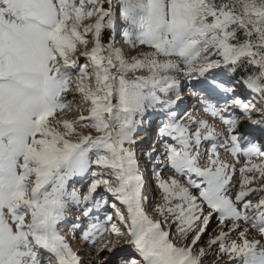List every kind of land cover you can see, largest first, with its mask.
<instances>
[{
	"label": "snow or ice",
	"instance_id": "obj_1",
	"mask_svg": "<svg viewBox=\"0 0 264 264\" xmlns=\"http://www.w3.org/2000/svg\"><path fill=\"white\" fill-rule=\"evenodd\" d=\"M120 21L127 52L108 42ZM181 76L197 80L206 99L226 100L205 110L227 126L219 147L230 141L226 150L246 158L238 185L216 143L200 151L216 129L178 119ZM253 109L264 114V0H0V264H82L60 231L69 205L81 204L92 205L84 216L114 210L83 233L94 261L105 249L115 254L113 236L127 235L131 254L116 264H202L205 249L194 248L215 218L221 231L209 248L228 264H264V244L247 236L250 226L264 237V187H249L246 174L264 178V163L253 162L264 160V148L224 115L238 111L264 132ZM153 113L164 117L157 145L174 173L156 172L161 219L146 211L134 147ZM84 177L82 193L72 185ZM166 224L177 240L191 233L190 242L180 245Z\"/></svg>",
	"mask_w": 264,
	"mask_h": 264
},
{
	"label": "rangeland",
	"instance_id": "obj_2",
	"mask_svg": "<svg viewBox=\"0 0 264 264\" xmlns=\"http://www.w3.org/2000/svg\"><path fill=\"white\" fill-rule=\"evenodd\" d=\"M119 25L120 26L117 28V30L112 33L111 38H108V42L114 43L116 47H124L125 51L127 52V46H124L121 43L122 42L121 32H122V28H123V21H120ZM179 80H180V84H181V89H180L181 99L177 102V105L175 106L174 110L177 112L178 119L181 122L187 121L188 117H192L193 119H199V120H206L207 121L206 115L208 114L211 117L210 112L205 110L209 104L216 107L218 110L225 108V105L221 106L222 103L226 104L225 99L219 98V100H222V101H218V100H214V99H206L205 97L207 94L202 93L203 91H201L198 86L193 87V85H195V84H192L191 80L184 78L182 76L179 77ZM189 92H192V93H189ZM193 93H196V94H193ZM192 94L194 96H192ZM72 95H73L72 93H69L68 94L69 98H71ZM248 98L253 99V97L250 95L248 96ZM256 112L257 111L255 109H253L252 115H254V113H256ZM79 113H80V109H76L72 112H69L67 114V118H69V119L75 118L77 115H79ZM232 113L231 114H225L224 113V115L227 118H238L240 125H242V123L245 120H247V117L240 116L238 111H234V112L232 111ZM84 114L86 115L87 113L85 112ZM217 118H219V116ZM254 118L257 120H260V117H258V116L256 117V115L254 116ZM163 119H164V117L158 116L154 113L148 114L145 117L144 122L149 123V126L146 128L147 129L146 131L141 130L139 132V134L144 132L149 137L145 141H143V140L139 141L138 140L139 136H137L136 139H137L138 143H137V145L134 146L135 151L137 153L140 171L143 174L144 181H145L144 195L147 197V199L144 202L145 208H146V211L148 212V214L151 217H153L154 219H161V217L155 211V209L157 208L158 205L162 204L161 192L156 185V172L159 171L161 173V176L164 179H167L169 176L174 175V173L165 166L166 161H165L163 155L161 154L162 148H160L157 145L158 136H157V132H156V126ZM246 123H249V122L246 121ZM243 126L245 127V125H243ZM196 127H197L196 125H194V126L190 125V130L195 131ZM246 128L248 129V127H246ZM85 131H87V130H85ZM93 134H95V133H93ZM226 136H227V132L223 129L220 131L219 135H217V139L215 141H204V140H202L200 151L202 153L206 150L210 151L212 143H216L218 145L217 151L220 153V159L224 162L231 164L228 161L229 156L228 155L225 156V154L223 155V153L226 152L225 147H219L220 144L225 143V137ZM243 136H244V134H243ZM244 138H246L247 141H252V142H255V139H256V138L252 139L253 137L251 136V134H249L248 136H244ZM229 144H230V141H228L227 145H229ZM243 146H247V144L244 143ZM153 148H156L157 150L155 152H153ZM146 149H148V152H147L148 155L149 156L152 155L151 153L153 152V156L148 157L147 154L144 153L143 158H146V160H145V159H142L141 157H142V152ZM254 160L257 161L256 158L255 159L253 158V162H255ZM200 163L203 166L206 163V158H202ZM147 166H148V172L149 173L151 172V174H149L150 176L148 175V172H146ZM250 177H253V181L249 185V187L254 188V189H260L261 187H264V178H260L258 173H256L254 171V172H252V174L250 173ZM90 179H91V177L76 178V182L72 186L75 187L79 192H82V193L86 192L87 182ZM239 181H240V176L236 171V174L233 176L232 183L235 185H238ZM182 182H183V179H182ZM98 191L103 192V189L101 188ZM192 191L194 193L196 192L195 189H192ZM238 191H239L238 187L232 188L229 195L234 194L233 196H235L236 192H238ZM105 195H107V194H105ZM260 195H261V193L257 191V192L251 193L250 196L248 197V199H251L255 203L260 198ZM96 199L99 200V199H101V197L97 196ZM86 207H92V205L91 204H88V205H84V204L69 205L66 212L67 211L71 212L72 209L74 210L73 212H79V215L81 216L82 221L80 222L81 224L79 222L75 223V221H74L75 219L72 218V220L70 221V224H66V225L61 224L60 225L61 233H65V232H63V230L67 226L71 227L73 225L75 227L78 225V227H76V228H78L77 229L78 231L81 230V226H82V229L84 232L88 229V227L92 223H97V222L104 223L105 222V216L108 214H113V212H114V210L111 209L110 206H102L100 208L93 207L92 212L89 213L88 216H84L83 211L85 210ZM114 219H116V218L114 217ZM117 223L119 224L118 220H117ZM241 223H243V222H241ZM165 228H166V230L167 229H170V231L172 230L171 231V237L174 240H176V242H178L180 245H183L185 243L190 242L191 236H192L191 233H189V239L188 240H177L176 238L178 237V233L176 231V226L173 224H166ZM220 231H221V226L218 225V220L213 218L211 223L209 224L206 232L201 236V239L199 240V242L197 243V245L194 248V253H198L201 248L205 249L206 254L202 258V264H228L229 258L227 256H223V257L219 256L218 248L216 246H212L211 248H209L210 240L213 239L215 236L219 235ZM105 235H107V234H105ZM247 236H248V239H250V240H260L261 243L264 244V237H261L259 232H257L255 229L251 228L250 226L248 227ZM231 238L237 239V240L239 239L238 234L232 235ZM111 239H112V243L108 244V247L111 248V247H113V244H115L116 245L115 254L109 253L107 251V249H105L104 252L99 254V258L95 259V261H94V257L96 256L97 250L95 247H93L88 242V244H86V247H84V251L80 255L81 260H82V264H107L108 260H111L112 264H116V261L118 259H122V258L128 256L129 254H131L132 250H131L130 246L127 245V243H126V241L129 239V237L127 235H124L121 237L113 236Z\"/></svg>",
	"mask_w": 264,
	"mask_h": 264
},
{
	"label": "bare ground",
	"instance_id": "obj_3",
	"mask_svg": "<svg viewBox=\"0 0 264 264\" xmlns=\"http://www.w3.org/2000/svg\"><path fill=\"white\" fill-rule=\"evenodd\" d=\"M191 83L192 84H197L198 85V81L197 80H191ZM189 93H192V92H189ZM197 93V92H196ZM196 93H193V94H196ZM202 93H206V92H202ZM192 94V96H194ZM193 98V97H192ZM214 100H218V101H222V100H219V97H217V98H214ZM223 105H225L224 103H222L221 104V106H223ZM205 111V110H204ZM234 112V111H233ZM204 113V112H203ZM202 113V114H203ZM232 112H225V114H231ZM205 114V113H204ZM207 114V113H206ZM233 114V113H232ZM235 114V113H234ZM256 115V117L258 116V117H260V120H262L263 122H264V114H262V113H260V112H256V113H254V115H253V117ZM234 116V115H233ZM206 117H207V122L211 125V126H213L215 129H216V132H217V134L219 135V133H220V131L221 130H225L226 131V128H227V126L226 125H224L223 123H222V121L220 120V118H217V117H210L208 114L206 115ZM246 121L248 122V119L247 120H245L243 123H242V125H240V128H239V131L242 133V135L244 134V135H248V134H251L252 136H255L256 137V139H257V141H259L258 143L260 144V146L262 147V148H264V132H262V131H260L259 130V126L258 125H252L251 123H246ZM243 125H245V127L243 126ZM149 126V123H146V122H144V124L142 125V130H147L146 128ZM191 126H194V125H191ZM246 127H248V129L246 128ZM223 132V131H222ZM224 133V132H223ZM139 138H138V140L140 141H145L149 136L146 134V133H144V132H142V133H140L139 135ZM247 141V140H246ZM143 144V143H142ZM226 147H230V144L229 145H226ZM226 147H225V150H226ZM148 149H146V150H144L143 152H142V159H145L146 160V158H143V154L144 153H146L147 154V156L148 157H151V156H153V152L151 153L152 155H148ZM150 152V151H149ZM150 154V153H149ZM225 154V156L226 155H228L229 157V162L231 163V164H233V165H235V168H236V171H237V173L239 174V169L243 166V164L245 163V157L243 156V155H239L238 154V156L237 157H233L232 155H231V153L229 152V151H227L226 150V152H224L223 153V155ZM255 159V158H254ZM226 161V160H225ZM255 161V160H254ZM145 163V162H144ZM227 163V162H226ZM254 163H257V164H259V163H264V160H258L257 159V161H255ZM146 164V163H145ZM146 166V165H145ZM146 172H148V166H147V169H146ZM149 174H151V172L149 173L148 172V175ZM246 174H248L249 176H250V173H246ZM252 174V173H251ZM150 176V175H149ZM234 194H232V196H233ZM234 197V196H233ZM157 203V202H156ZM79 209V208H78ZM74 210L72 209L71 210V212H66V215H65V220L61 223L62 225H66V224H70V221L72 220V218L73 219H75L74 221H75V223L76 222H81L82 221V219H81V216L79 215V212H73ZM75 216V217H74ZM81 224V223H80ZM80 228V227H79ZM78 228H76L74 225L73 226H67L64 230H63V232H65V233H62L63 235H65V237H69V239H70V241H72V242H74V241H77L78 240V234L79 233H82V231H83V229H82V226H81V230H77ZM172 231V230H171ZM68 234H67V233ZM67 234V235H66ZM72 247V246H71Z\"/></svg>",
	"mask_w": 264,
	"mask_h": 264
}]
</instances>
